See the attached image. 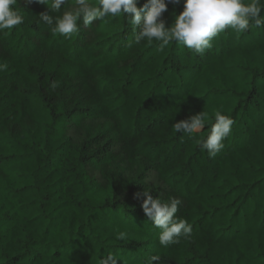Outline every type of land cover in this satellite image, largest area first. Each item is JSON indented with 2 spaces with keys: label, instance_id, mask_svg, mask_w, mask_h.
<instances>
[{
  "label": "trees",
  "instance_id": "1",
  "mask_svg": "<svg viewBox=\"0 0 264 264\" xmlns=\"http://www.w3.org/2000/svg\"><path fill=\"white\" fill-rule=\"evenodd\" d=\"M72 6L18 0L23 23L0 31V264H264V27L226 29L201 55L137 44L128 14L70 37L40 20ZM201 112L202 131H175ZM216 112L234 123L210 157ZM146 189L181 201L190 239L160 244Z\"/></svg>",
  "mask_w": 264,
  "mask_h": 264
},
{
  "label": "clouds",
  "instance_id": "2",
  "mask_svg": "<svg viewBox=\"0 0 264 264\" xmlns=\"http://www.w3.org/2000/svg\"><path fill=\"white\" fill-rule=\"evenodd\" d=\"M32 3L33 0H27ZM47 4L51 13H61L62 5H68L70 0H38ZM181 0H147L143 7H138V0H98V4L90 0H73V6L64 10L60 15L41 13L40 20L51 27L53 33L70 37L79 31V22L85 27L91 26L93 21H103L108 17H119L128 14L133 31L137 29L136 43L147 39L160 41L163 48L175 42L197 54H203L212 47V40L226 29L237 33L247 32L254 25L264 27V0H184V10L175 18V22L167 27L161 19L168 9V4H179ZM18 0H0V31L11 30L23 23V17L16 9ZM254 22V25H253ZM7 64H0V71L7 70ZM56 87L55 83L52 85ZM205 112L191 116L189 119L174 124L178 133L192 134L202 131L206 126ZM234 121L222 114L215 113V123L211 125V132L207 139L200 142L202 150H207L210 157L224 147L223 141L229 136ZM143 200V211L153 225L160 229L159 242L167 247L179 244L181 238L190 239L193 227L186 220L178 219V206L181 201L171 198L168 202L154 199L146 189L137 194ZM118 239H127V233L120 232ZM161 257H150L147 264H160ZM101 264H117V257L109 253Z\"/></svg>",
  "mask_w": 264,
  "mask_h": 264
}]
</instances>
